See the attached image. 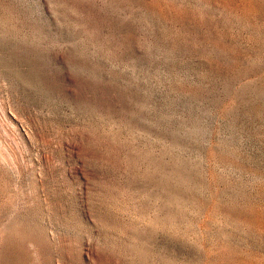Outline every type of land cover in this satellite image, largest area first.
<instances>
[{"label":"rangeland","instance_id":"1","mask_svg":"<svg viewBox=\"0 0 264 264\" xmlns=\"http://www.w3.org/2000/svg\"><path fill=\"white\" fill-rule=\"evenodd\" d=\"M0 264H264V0H0Z\"/></svg>","mask_w":264,"mask_h":264}]
</instances>
